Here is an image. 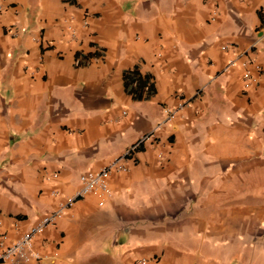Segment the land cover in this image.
<instances>
[{
	"label": "crops",
	"instance_id": "obj_1",
	"mask_svg": "<svg viewBox=\"0 0 264 264\" xmlns=\"http://www.w3.org/2000/svg\"><path fill=\"white\" fill-rule=\"evenodd\" d=\"M152 131L10 264H264V0H0L9 242Z\"/></svg>",
	"mask_w": 264,
	"mask_h": 264
},
{
	"label": "built area",
	"instance_id": "obj_2",
	"mask_svg": "<svg viewBox=\"0 0 264 264\" xmlns=\"http://www.w3.org/2000/svg\"><path fill=\"white\" fill-rule=\"evenodd\" d=\"M214 16H212L213 18ZM211 18V19H212ZM223 51L227 46H222ZM228 66H234V61L230 60ZM246 82L254 81L249 72L244 73ZM174 112L167 111V120H172ZM154 132L140 137L137 141L129 145L125 151L114 158L108 165L97 171H90L80 177L79 188L74 196L67 198L57 209L42 215L38 221L26 233L19 236L14 241L9 242L7 235L0 230V264H10L14 261L29 262L30 260H39V255L32 249L33 239L42 234L48 227L54 226L57 221L63 218L73 207L78 199L85 197H95L98 199L99 206H102L105 200L110 196L108 179L112 173H125L128 171L127 162L133 160L140 148L148 141L154 139ZM161 157V155H159ZM57 175H52V179ZM1 226V222H0ZM135 264H146L145 260H139Z\"/></svg>",
	"mask_w": 264,
	"mask_h": 264
}]
</instances>
